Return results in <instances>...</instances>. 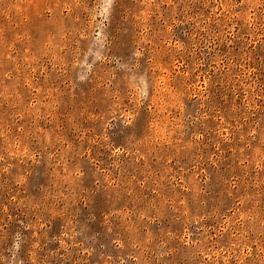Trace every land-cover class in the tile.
I'll list each match as a JSON object with an SVG mask.
<instances>
[{
	"label": "rangeland",
	"instance_id": "rangeland-1",
	"mask_svg": "<svg viewBox=\"0 0 264 264\" xmlns=\"http://www.w3.org/2000/svg\"><path fill=\"white\" fill-rule=\"evenodd\" d=\"M0 264H264V0H0Z\"/></svg>",
	"mask_w": 264,
	"mask_h": 264
}]
</instances>
